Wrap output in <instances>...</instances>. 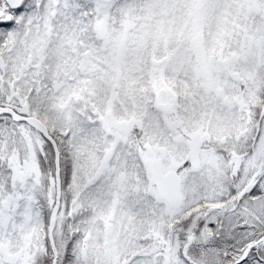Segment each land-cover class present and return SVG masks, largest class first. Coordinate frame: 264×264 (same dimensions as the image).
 Returning a JSON list of instances; mask_svg holds the SVG:
<instances>
[{"label": "snow or ice", "instance_id": "snow-or-ice-1", "mask_svg": "<svg viewBox=\"0 0 264 264\" xmlns=\"http://www.w3.org/2000/svg\"><path fill=\"white\" fill-rule=\"evenodd\" d=\"M0 264H264V0H0Z\"/></svg>", "mask_w": 264, "mask_h": 264}]
</instances>
